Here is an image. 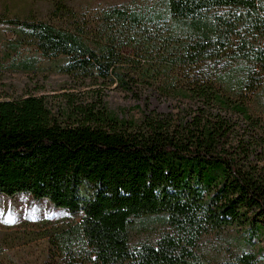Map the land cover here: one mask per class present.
Masks as SVG:
<instances>
[{"label": "trees", "instance_id": "1", "mask_svg": "<svg viewBox=\"0 0 264 264\" xmlns=\"http://www.w3.org/2000/svg\"><path fill=\"white\" fill-rule=\"evenodd\" d=\"M49 21L7 20L33 56L9 64L137 87L170 112L120 118L105 104L73 105L60 120L42 98L0 101V195H29L79 217L62 264H264V0H154L112 6L88 23L67 0H38ZM59 59V60H58ZM128 66V69H124ZM160 226L154 242L137 230ZM231 236L230 256H196L205 233Z\"/></svg>", "mask_w": 264, "mask_h": 264}, {"label": "rangeland", "instance_id": "2", "mask_svg": "<svg viewBox=\"0 0 264 264\" xmlns=\"http://www.w3.org/2000/svg\"><path fill=\"white\" fill-rule=\"evenodd\" d=\"M78 18L90 23L99 13L112 6L137 7L151 5L154 0H67ZM27 21L51 19L50 7L38 0H0V17ZM91 24V23H90ZM12 25L0 24V101L35 96L42 98L50 109L62 120L63 114L73 105L87 106L105 104L120 118L138 120L140 108L147 102L149 110L160 113L170 112L173 101L158 94L153 89L137 87L136 97L122 93L115 86L102 83L92 84L78 77L54 72L49 61L42 59L37 72H14L9 64L39 54L33 48L22 47L5 50L3 44L12 42ZM59 60V59H58ZM124 69H128L125 66ZM98 104V105H99ZM252 112H264V100L252 98L249 102ZM79 217L60 209L52 208L46 200L36 201L29 195L14 197L0 195V264H62V249L67 244L62 239L72 236L71 252L83 253L77 244L76 233L71 231ZM166 230L160 226L137 230L132 236V245L140 242H154ZM205 233L199 237L196 256L200 260L220 261L230 256L231 236Z\"/></svg>", "mask_w": 264, "mask_h": 264}]
</instances>
